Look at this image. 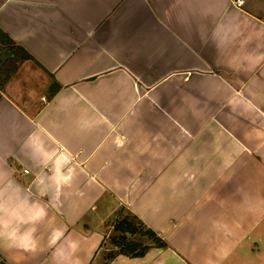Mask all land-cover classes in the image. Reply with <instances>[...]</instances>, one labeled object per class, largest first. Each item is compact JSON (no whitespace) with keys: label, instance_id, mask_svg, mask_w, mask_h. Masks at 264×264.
I'll list each match as a JSON object with an SVG mask.
<instances>
[{"label":"crops","instance_id":"crops-1","mask_svg":"<svg viewBox=\"0 0 264 264\" xmlns=\"http://www.w3.org/2000/svg\"><path fill=\"white\" fill-rule=\"evenodd\" d=\"M234 1L0 0L30 56L0 98V264H264V0ZM121 217L165 246L107 261Z\"/></svg>","mask_w":264,"mask_h":264},{"label":"trees","instance_id":"trees-1","mask_svg":"<svg viewBox=\"0 0 264 264\" xmlns=\"http://www.w3.org/2000/svg\"><path fill=\"white\" fill-rule=\"evenodd\" d=\"M30 59V56L0 29V98L4 86L14 77L17 62ZM53 94L59 89V85H52ZM52 94V95H53ZM111 247L116 251L108 252L106 260H112L118 255L129 258L143 257L147 248L142 245L132 246L135 242L150 246L164 247L165 243L141 222L129 218H119L115 221L112 234L107 238Z\"/></svg>","mask_w":264,"mask_h":264},{"label":"built area","instance_id":"built-area-1","mask_svg":"<svg viewBox=\"0 0 264 264\" xmlns=\"http://www.w3.org/2000/svg\"><path fill=\"white\" fill-rule=\"evenodd\" d=\"M234 3H235L236 7H241L243 5V1L242 0H235ZM24 173H28V171L25 170Z\"/></svg>","mask_w":264,"mask_h":264},{"label":"rangeland","instance_id":"rangeland-1","mask_svg":"<svg viewBox=\"0 0 264 264\" xmlns=\"http://www.w3.org/2000/svg\"><path fill=\"white\" fill-rule=\"evenodd\" d=\"M121 218H123V217H121ZM117 220H118V219H117ZM111 234H112V233H111ZM111 234H110V235H111ZM110 235H109V236H110ZM109 236H108V237H109ZM107 245H108V246H110V244H109V242H108V241H107Z\"/></svg>","mask_w":264,"mask_h":264}]
</instances>
